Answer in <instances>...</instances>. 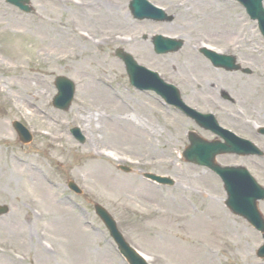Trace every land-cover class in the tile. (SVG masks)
<instances>
[{"label": "rangeland", "instance_id": "1", "mask_svg": "<svg viewBox=\"0 0 264 264\" xmlns=\"http://www.w3.org/2000/svg\"><path fill=\"white\" fill-rule=\"evenodd\" d=\"M129 1L88 0L96 6L79 11L30 0L33 12L26 14L0 0V205L9 208L0 216V255L15 244L29 258L26 264H126L94 213L98 204L148 264H264L255 256L261 234L226 209L219 178L181 157L188 133L215 137L153 92L133 88L115 57L117 49L130 54L177 87L189 107L214 115L264 151V136L255 132L264 125V40L256 23L239 4L220 0H147L172 21H139L129 13ZM118 3L127 30L120 21L105 30L100 12ZM69 22L96 37L124 30L128 42L72 40ZM156 35L181 39L182 48L156 55ZM201 46L235 57L239 70L213 68L199 54ZM59 76L75 85L66 111L51 104ZM90 115L92 128L81 121ZM122 116L136 127L117 136L113 129L120 127L106 118ZM14 121L31 132L30 143L18 141ZM73 128L84 144L70 135ZM215 161L245 167L264 188V157L221 155ZM94 164L104 167V177ZM145 173L170 178L173 185H156ZM69 181L82 193L70 191ZM258 209L264 217V202ZM0 264L14 263L0 256Z\"/></svg>", "mask_w": 264, "mask_h": 264}, {"label": "water", "instance_id": "2", "mask_svg": "<svg viewBox=\"0 0 264 264\" xmlns=\"http://www.w3.org/2000/svg\"><path fill=\"white\" fill-rule=\"evenodd\" d=\"M245 8L251 20H256L259 30L264 37V10L262 8V0H237ZM8 3L18 6L25 12H30L31 8L25 4L29 0H7ZM130 11L136 19H151L153 21H171L164 13L156 10L144 0H132L130 3ZM155 52L157 54H165L168 52H177L182 43L169 39H163L156 36L153 39ZM215 67H222L228 71L237 70L238 66L234 65V59L231 57H222L214 53L202 50L201 51ZM116 57L121 59L125 65L126 71L132 84H143L144 87L155 90L165 100L183 110L187 116L194 119L195 122L206 130H211L223 137L224 143L206 142L193 133L188 136L189 147L183 153V158L186 162L205 166L216 173L223 182V188L227 195L225 201L226 207L235 215L244 218L255 230L261 232L264 236V219L260 214L257 203L264 201V189L261 188L255 180L249 175L246 169L239 167H220L215 163V157L221 154H237L241 156L258 155L257 151L250 143L237 139L233 135L226 133L220 134L214 118L210 115H200L193 111L187 110L180 100L178 93L168 87L164 89V84L152 74L145 72L144 69L138 67L132 57L122 51L116 52ZM152 75V76H151ZM55 88L57 95L53 98V106L60 110H67L74 94V85L71 81L64 77H58L55 80ZM20 140L23 143H28L31 139L26 130L19 124H14ZM73 136L83 142L79 131L74 129L71 131ZM125 171H127L125 169ZM146 178L162 184H171L167 179L153 175H145ZM69 187L75 192L79 190L72 183ZM95 213L108 229L110 236L116 242L120 253L126 258L129 264H145L138 258L136 253L132 251L124 242L123 238L116 229L115 223L108 213L99 205L94 206ZM5 207L0 208V215L6 212ZM257 257L264 258V245L259 248L256 253Z\"/></svg>", "mask_w": 264, "mask_h": 264}, {"label": "bare ground", "instance_id": "3", "mask_svg": "<svg viewBox=\"0 0 264 264\" xmlns=\"http://www.w3.org/2000/svg\"><path fill=\"white\" fill-rule=\"evenodd\" d=\"M55 2H57L58 4H63V5H71L72 7H74L75 9L79 10V11H87L90 10L93 5L96 6V2L94 3H90L88 2V0H53ZM101 15L100 17H103V19L101 20L103 22L104 27L106 28L105 30H111V22L113 21H120L122 23V27H124V30H127V26L129 24L127 15H125L123 13V5L121 3H118V6L113 9V11L106 9L100 12ZM105 18V19H104ZM111 21V22H110ZM69 24L71 25V27L69 28V33L71 35H74V39H78L79 41L82 42H86V43H91L92 42L95 43L94 39H98L97 42L98 43H125L127 42L125 37L128 35L127 33L123 32L124 30H118V31H114V32H109L107 34L101 35V36H93V34H91L90 32H86L87 34L84 35L82 32H80V29H75V27L73 26L72 23L69 22ZM82 31V30H81ZM63 34V33H62ZM61 39L58 38V42H60ZM55 43V42H53ZM61 44V43H58ZM94 45V44H93ZM61 46V45H60ZM105 87H109L107 85V83H104ZM110 90V89H109ZM39 96L33 97L32 98L34 100H36ZM107 98V97H106ZM104 97V99H106ZM116 98V96H115ZM107 100L109 101V99L107 98ZM99 118V117H98ZM103 118V117H102ZM102 118H99L100 120ZM106 120H110L111 122L116 121V125L118 127H120L119 131L118 130H114L113 131L116 133V135H122L125 136L128 133H132V129L135 130L136 127V123L132 121V118L130 116H122V117H114V118H106ZM81 121L82 123H86V126L89 128L93 127V122H95L94 120V116L90 115L89 117H81ZM97 121V119H96ZM95 129L98 127H94ZM97 158L100 159V157L98 156ZM97 159V160H99ZM93 168L95 169L96 173L102 172L103 177L105 176L104 174H106V171L104 169V167L101 165L99 166L98 164H94ZM65 224L68 226L69 222L65 221ZM62 226V225H61ZM63 227V226H62ZM65 230V229H64ZM69 230H67L66 232H68ZM61 232H64L63 230H61ZM64 232V233H66ZM9 247L13 250L11 253H6L9 250V248H6V250L4 252L1 253L0 256H2L5 259H9L11 260V262H13L14 264H26L28 262L27 259H29L28 257H25L23 253H21L20 248L17 247L15 244L13 245H9ZM3 254V255H2ZM17 256H16V255ZM31 260V259H30ZM34 264V263H32Z\"/></svg>", "mask_w": 264, "mask_h": 264}]
</instances>
